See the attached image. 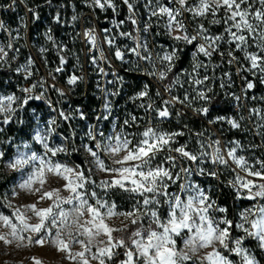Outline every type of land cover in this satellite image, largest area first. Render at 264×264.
Instances as JSON below:
<instances>
[{
  "label": "snow or ice",
  "instance_id": "snow-or-ice-1",
  "mask_svg": "<svg viewBox=\"0 0 264 264\" xmlns=\"http://www.w3.org/2000/svg\"><path fill=\"white\" fill-rule=\"evenodd\" d=\"M121 3L127 7L128 20L137 26L139 0H121ZM14 5L15 0L8 7ZM88 6L93 10L111 9L114 13L118 9L115 0H89ZM143 7L149 21L143 32H149L155 18V26L160 27L163 21L164 29L157 35L172 41L171 45L160 44L155 56L147 39L139 35V27L135 28L137 35L118 33L133 41L131 47L118 45L116 37L109 35L110 29H104L105 43L114 49L112 54L116 60L128 63L126 55L131 54L137 61H144L150 65L144 74L155 78L163 87V93L157 88L154 99L146 83L130 98L133 102L140 101L138 107L146 114H154L155 119L147 120L142 130L128 131L134 126L141 128L139 121L143 119L131 113L122 123L110 119L112 103L107 97L120 92L104 89L103 112L96 117V124L88 126L79 145L75 142V130L71 136H60V142H56L60 120L68 122L77 116L86 120L87 116L79 108L68 112L58 109L48 98L50 89L61 97L65 95L55 81L56 74L63 73L68 63L63 55L67 46L57 44L51 29L45 36L59 59V64L48 73L53 83L48 85L41 78L19 87L20 95L15 92L0 95V124L23 123L16 118L32 101H43L50 112L57 113L43 125L39 116L35 117L38 127L31 137L39 146L35 150L27 143L23 145L25 151L18 146L12 156L0 150V166L19 177L13 181L10 191L0 194V243L4 245L0 255H12L9 248L16 252L48 248L59 257L49 264L64 261L68 264H264V159L240 154L260 145L245 146L233 139L222 147L220 139L205 138L204 132H197V150L193 151L187 142H180L185 131L162 127L173 116L176 105L192 107L199 101L201 107L194 111L208 116L215 95L209 81L215 77L207 74L209 64L198 59L201 55L209 62L213 54H219L222 59L226 56L229 66L236 65L237 75L246 72L264 85V0H144ZM28 11L34 19H39L35 9ZM71 19L75 23L79 17L73 15ZM189 19L195 23L191 31ZM54 20L61 23L59 13ZM205 21L209 25H221L222 31L213 34ZM123 23L113 21L117 28ZM0 32H7L9 37L6 44L0 42V68L11 67L20 51L14 43L21 37L18 30L10 29L3 21H0ZM83 37L90 52L100 53L99 57H90L97 72L115 77L108 84L122 85L123 77L100 66L101 61L111 66V61L97 44L96 29L86 28ZM193 44L191 71L174 73L179 53ZM222 45H227L226 51L221 50ZM39 51L43 56L48 49L41 47ZM34 67L35 61L29 57L15 71L28 81L34 75ZM201 70L205 73L203 76ZM181 75L187 80L182 81ZM231 75V72L224 73L229 84ZM243 79V96L231 94L239 107H242L240 101L248 100L249 92L256 88L253 79L248 76ZM82 81L83 76L74 73L67 78L69 86ZM185 83L194 95L187 90L183 97L174 95L173 90L177 86L183 88ZM225 86L223 82L220 84L222 89ZM250 98L259 99L264 105V96ZM175 115L180 117L182 113L176 111ZM245 119L252 123L251 129L242 123ZM101 121L111 123L110 132H105ZM221 122L231 129L254 131L255 136L264 137V106L250 107L247 118L217 116L208 121L209 124ZM79 153L88 159L79 162L65 159ZM208 164L230 169L232 179L227 183L236 200L249 202L236 219L229 218L228 208L219 205L210 191L194 179L201 176L219 179L220 173L209 170ZM98 174L104 178H98ZM21 195L33 199L28 203H13ZM124 197L129 203L127 208L118 202ZM115 219L120 220L119 225L113 223ZM26 259L31 264H44L35 255ZM5 264L12 262L5 261Z\"/></svg>",
  "mask_w": 264,
  "mask_h": 264
},
{
  "label": "built area",
  "instance_id": "built-area-1",
  "mask_svg": "<svg viewBox=\"0 0 264 264\" xmlns=\"http://www.w3.org/2000/svg\"><path fill=\"white\" fill-rule=\"evenodd\" d=\"M118 5L117 12L114 13L111 9L108 11H101L99 9L93 10L88 6L89 0H58L52 1L49 3V0H45L38 5H34L28 7L23 0H15V5L13 8H9L8 5L13 3V0H9L8 3L4 6H0V21H3L10 29L18 30L20 39L14 43V47L20 50L23 47V44L27 47V54L20 56L18 55L17 59L19 60L17 65L13 68L12 72L8 74L2 81L1 89L5 92L4 95L11 94L15 92L17 95H20L19 87L27 86L31 83H34L41 78H44L47 81L48 85L53 83L51 77L48 75L50 69L48 70V64L45 68L36 58L34 53L31 50L30 42L38 43L41 41L42 37L46 38L45 33L51 29V25L55 24L54 17L59 13L61 17V23L59 24H72L73 29L72 32H68L67 34L61 33L59 35H54L57 44L66 45L67 50L63 53L68 60L67 65L65 66V71L63 73L56 74L57 80L55 83L58 87L63 89L66 97L70 100L65 107L57 106L53 99V91L50 89L48 92V98L51 99L54 105L59 109L62 108L66 111V108H69L70 111H73L77 108L82 110L87 116L86 120H80L77 116L76 119L71 120L74 124V130H81L83 134L87 131V128L90 124H96V117L101 115L103 112V104L106 99L104 89H107L109 92H115L119 90L120 94L115 96L107 97L108 100L112 103V117L110 119H117L118 123H122L125 118L129 116V113L132 115H136L137 117H142L143 119L139 121L141 124V128H136L135 126L128 129V131H140L143 128L144 123L152 119L154 120V114H146L144 110L138 107L140 101L133 102L130 98L133 97L144 84L150 85V94L153 95L155 99L154 93L159 88V90L163 93V87L160 85L155 78L145 75L144 72L150 68V65L146 64L144 61H137L135 56L131 54L126 55V60L128 63H121L116 60L113 56L114 49H110L109 46L105 43V34L104 29H110L109 35L116 37V43L120 46L128 45L129 47L133 46V41L120 37L118 33L120 31L124 32H132L133 35H137L135 28L139 27L140 33L139 35L142 38H146L149 47L152 50L153 55L160 51L159 45L166 44L171 45L172 41L169 40L164 35H157V33H163L164 29L162 27L163 21H161V26H155V18H153L152 23L153 27L149 29L148 33L143 32V28L146 23H148V14L143 7L144 0H139L137 4L136 10V18L138 20V25L133 26L128 20V10L127 7L121 3V0H115ZM167 2V0H164ZM29 8L35 9V11L39 14V19L36 20L33 18V14L28 11ZM77 15L79 19L73 23L72 16ZM187 18V14H185ZM113 21L119 22L124 21V23L117 28ZM43 22L44 29L40 33H36L34 30L38 27V24ZM189 30L195 28V23H193L190 19L187 21ZM197 21L196 23H199ZM26 25V27H25ZM95 28L96 34L98 36L97 44L100 48L103 49L105 56L111 61V66L109 64L101 61L100 66L105 68L106 72L112 73L116 72L119 76L123 77L122 85L120 83L108 84V80H114L115 77L109 74L108 76L100 75L96 67L90 62V57L95 55L99 57L100 53L98 51H89V46L86 44L85 39L83 37V32L86 28ZM34 28V29H33ZM31 34V32H33ZM5 33V38L9 39L7 32ZM79 34V35H78ZM194 34V33H193ZM15 35V32H13ZM47 39V38H46ZM189 56L191 58V64L183 67L179 71L175 73H181L182 70L191 71V66L193 63L192 53L195 51V44L188 45ZM48 51L44 54V62L46 55L50 54L51 59L53 60L54 69L59 64L57 51L54 49V46L50 41L46 46ZM227 48H222L221 50L226 51ZM12 53H10V56ZM31 57L35 61V67L33 68L34 75L28 81L23 79L22 73H17L15 69L27 62V59ZM16 59V60H17ZM199 60L204 61L209 64L207 74L210 77H215L214 80H210L209 84L213 88V92L215 96L220 97L221 100L227 102L228 110L225 116L228 117H236L239 118L243 115L245 118L248 117V109L250 107L264 106L262 102L257 99L256 101L251 100V96L255 95L257 97L264 96V85L259 83L258 78L251 77L248 73H242L241 75H237L236 73V65L229 66L227 63V57L225 56L223 59L219 56V54H213L211 61L209 62L207 58L202 55L198 57ZM137 64L139 65V70H137ZM38 70V71H37ZM225 72H231V83L229 84L228 78L224 76ZM76 74L78 76H83V81L79 82L75 86H69L67 84V78L71 74ZM205 73L201 70V76ZM243 76H248L249 79H253L256 83V88L249 92L248 100H241L240 104L242 107L237 106L236 102L232 99L231 94L243 96L242 88L244 87V79ZM172 79L170 74L169 80ZM181 80L186 81L187 77L181 75ZM168 81H165L167 83ZM225 83V87L222 89L220 87L221 83ZM260 86V87H259ZM69 87L82 89L80 92V96L75 98L70 92ZM259 88V89H258ZM187 90L189 93H192V89L189 87L187 83L184 84L183 88L177 86L173 90L174 95H180L183 97L184 91ZM37 93L40 91L38 88ZM90 96L91 102H88L87 96ZM194 95V93H192ZM165 98H168L167 94L164 93ZM39 104V107H31V113L38 115L39 118L43 116L51 115L56 116L57 113L50 112L47 108L46 104L43 101H36ZM84 102H87L84 104ZM159 103V102H158ZM198 105H201V102L196 101L193 103L192 107H184L181 105H176L175 108L172 109L173 116L164 121L162 127L166 130H183L186 135L184 137L179 138L181 143L187 142L189 148L193 151L197 150L196 140L197 137L195 133L204 132V131H196L190 128L185 122L186 119L191 120H199L203 124H205L211 132H204L205 138L211 137L212 139H220L221 146H225L223 139L218 132V130L212 125L209 124L208 121H205L201 115L197 114L194 109L197 108ZM179 111L182 113L180 117L175 115V112ZM67 112V111H66ZM58 120L59 117L57 116ZM64 121L60 120V127L57 129L58 135L56 136L57 142H60V136H65L61 131V127ZM104 125V130L106 133L111 131V123L108 121H101ZM245 127L251 129L252 123L245 119L243 122ZM227 124V123H226ZM229 129L236 133V137L234 139L240 140L245 146L249 144H257L260 147L242 152L240 154L246 155L249 158L258 157L264 159V137L255 136L254 131H239L236 129H231L227 124ZM67 143V141L65 142ZM70 161L74 160L72 157H67ZM76 161V159L74 160ZM231 167H235V165H231ZM219 179L214 178H206V180H197L201 182V186L208 189L213 197L217 201V203L223 207H226L225 204L222 203L223 191L224 188L230 190L232 195L235 197V193L232 188L228 186V181L232 179V172L230 169H225V172H219ZM178 190V189H173ZM241 202L238 205L236 211V217H238V213L245 207L249 205V202L246 200H240ZM227 208V207H226ZM229 215V214H228ZM230 218V216H229Z\"/></svg>",
  "mask_w": 264,
  "mask_h": 264
},
{
  "label": "trees",
  "instance_id": "trees-1",
  "mask_svg": "<svg viewBox=\"0 0 264 264\" xmlns=\"http://www.w3.org/2000/svg\"><path fill=\"white\" fill-rule=\"evenodd\" d=\"M9 0H0V6H4L8 3ZM25 2V4L28 7L34 6V5H38L40 3H42L45 0H23ZM52 1H58V0H52ZM67 2L69 0H66ZM73 1V0H71ZM206 27L210 28V31L213 34H217L219 32L222 31V26L221 25H209L207 23V21L204 22ZM44 25L43 22L41 24H38L37 28H33L36 33H40L42 31V29H44ZM51 29H52V33L54 35H59L61 33L67 34L68 32H72L71 30L73 29V25L72 24H52L51 25ZM34 33L31 32V34ZM222 48H227V45H222ZM189 49L190 46H186L184 47L183 51H181L179 53V60L176 62V67L173 70V72H177L180 69H182L185 66H188L191 64V58L189 56ZM20 56L22 55H26L27 54V47L23 44V47L20 48L19 51ZM237 55L239 56L240 54L237 53ZM46 60H47V64H48V70H52L53 67V60L51 59L50 54L46 55ZM18 59L13 61L11 64V67H3L0 68V88H1V84L3 79L12 72L13 68L17 65L18 63ZM260 87V86H259ZM71 94L73 95V97L77 98L80 96V92L82 91V89H78V88H72L69 87ZM259 89V88H258ZM211 95V94H210ZM53 99L54 102L57 106H61V107H65L68 103H70V100L66 97V95H64L63 97H61L58 93L53 91ZM87 100L88 102H91L90 100V96L88 94L87 96ZM87 102H84V104H86ZM31 107H39V104L36 101H32L29 103V105L27 106L26 110L23 112L28 113L31 109ZM198 107H201V105H198ZM228 110V106H227V102L223 101L220 99V97H217L214 95L213 97V101L212 104L210 105V111L207 117L202 116V118L205 121H209L212 119H215V117L217 116H225L226 112ZM185 122L187 123V125L196 130V131H204V132H211L210 129L203 124L202 122H200L199 120H191V119H186ZM220 133L223 142L226 145L227 141H231L233 140L237 135L236 133L232 132L229 127L227 126L226 123L221 122V123H216V124H212ZM0 126H2V131L5 132L8 136H6V139L10 136H14V137H19L22 135V128L20 127H16L14 126L12 123L8 124V125H4V124H0ZM74 130V124L72 123V121H68V122H63L62 127H61V131L64 133L65 136H71V133ZM10 155V154H8ZM73 157L78 160V161H82L79 158L78 154H74ZM13 178V175H8L6 173H4L2 170H0V194L6 192L11 179ZM241 201L240 200H236L234 198V196L232 195V193L230 192V190H228L227 188H224L223 191V197H222V203L225 204V206L228 208V214L230 216V218L235 219L236 217V211L238 208V205Z\"/></svg>",
  "mask_w": 264,
  "mask_h": 264
},
{
  "label": "rangeland",
  "instance_id": "rangeland-1",
  "mask_svg": "<svg viewBox=\"0 0 264 264\" xmlns=\"http://www.w3.org/2000/svg\"><path fill=\"white\" fill-rule=\"evenodd\" d=\"M0 42L5 43V44L8 42L7 39L5 38L4 32H0ZM47 44H48V40L44 37H42L41 41L38 43L30 42L32 52L34 53V55L36 56V58L39 60V62L42 64V66L44 68H45L44 55L43 56L41 55L39 49L41 47L46 48ZM4 94H5V92L0 88V95H4ZM66 111L68 112V111H70V109L66 108ZM36 116L37 115H35L31 112L26 113V112L21 111L19 113V115L16 119L22 120L23 123H17V122L12 123L14 126L22 128V135L19 137L10 136L6 139V136H8V135L2 131V126H0V150H4L8 154H10L9 156H12L15 154L16 148L18 146H19L21 151H25V149L23 147V145L25 143L32 145L33 150L38 148L39 146L35 145V142L31 139V137L35 133L36 128L38 127L37 120L35 118ZM49 117H51V115L45 116V118H43V116H42L40 118V125H43ZM83 136H84V134L80 129L76 130L75 142H76L77 146L79 145L80 138ZM55 139H56V137H55ZM56 142H57V140H56ZM78 155L82 161L85 159H88V157H86V155L83 153H79ZM73 159H74V157H73ZM76 161L79 162L78 160H76ZM206 166L209 170H215V171L222 172V173L225 172V168H223V167H217V166H214L211 164H208ZM0 170H2L4 173H6L8 175H13V178L11 179L10 184L6 190V192H8V191H10V189L13 186V181L19 179L18 174L12 172L11 170L5 169L2 166H0ZM98 178L103 179L104 177L102 174H98ZM206 178H211V177H207V176L194 177V179H196V180H198V179L199 180H206ZM199 183H201V182H199ZM32 199H33L32 197L21 195V197L15 199L13 201V203H15V204L28 203V202H31ZM118 202L121 203L124 208H127L129 206V203H128L126 197L120 199ZM113 223L116 225H119L120 220L115 219L113 221ZM3 251H4V245L2 243H0V252H3ZM8 251L13 253V254L9 255V256L0 255V264H5V261L12 262V264H20L21 261L23 262V264H31V262L26 258L29 256H32V255H35L38 258L43 259L44 264H49V262L54 260V259L59 260V257L52 250H50L48 248H36V249L31 250V251L25 249V250H21L18 252L14 251V249H12V248H9ZM63 264H68V262L64 261ZM93 264H95V262H93Z\"/></svg>",
  "mask_w": 264,
  "mask_h": 264
}]
</instances>
